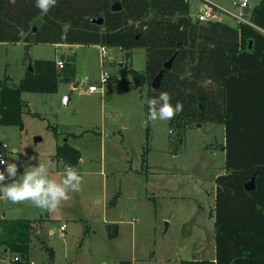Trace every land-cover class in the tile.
Wrapping results in <instances>:
<instances>
[{"label":"rangeland","instance_id":"obj_1","mask_svg":"<svg viewBox=\"0 0 264 264\" xmlns=\"http://www.w3.org/2000/svg\"><path fill=\"white\" fill-rule=\"evenodd\" d=\"M204 1L219 7L214 20L237 26L228 13H238L234 4L239 0H188L192 18L202 12ZM246 2L244 19L248 20L252 8L264 0ZM24 45L0 43V80L16 85L29 60H50L55 65L61 61V67L56 65L61 73L64 63H71L74 78L59 82L54 93H21L27 108L38 116L22 114L21 129L0 125L7 161L17 164V180L26 166L38 163L45 164L50 178L57 181L65 165L83 177L81 190L70 193L71 199L51 214L30 202L13 204L0 194V214L6 219L28 218L42 224L30 235L28 260L33 264H179L209 259L213 221L208 211L214 179L224 173V154L219 150L222 126L148 122L146 86L124 73L126 67L144 70L143 48L126 57L116 46H104L106 55L101 58L100 46ZM102 73L110 79L101 92L89 93V86H99ZM64 143L79 152L76 163L55 156L56 147ZM62 223L66 224L63 235ZM41 241L51 248L52 260ZM13 258L0 247V264H11Z\"/></svg>","mask_w":264,"mask_h":264},{"label":"trees","instance_id":"obj_2","mask_svg":"<svg viewBox=\"0 0 264 264\" xmlns=\"http://www.w3.org/2000/svg\"><path fill=\"white\" fill-rule=\"evenodd\" d=\"M35 3L0 0V43L116 46L126 57L143 48L144 70L126 67L124 73L146 86V117L148 99L163 91L173 105H183L170 124L223 127L224 173L214 179L215 201L208 212L215 259L179 264H264V35L254 28L264 29V3L252 8L250 24L236 27L192 18L188 0H57L47 14ZM114 3L120 10H112ZM98 18L101 24L92 22ZM169 60L158 89H152L151 81ZM31 68L16 85L0 80V125L21 129L22 114L38 116L21 93H54L59 82L74 78L68 62L62 73L50 60L31 61ZM55 156L68 164L79 160V152L66 143L56 147ZM253 176L254 189L246 190ZM36 227H41L39 220L0 218V247L13 255L11 264L29 263L30 235ZM40 243L52 260L51 248Z\"/></svg>","mask_w":264,"mask_h":264},{"label":"clouds","instance_id":"obj_3","mask_svg":"<svg viewBox=\"0 0 264 264\" xmlns=\"http://www.w3.org/2000/svg\"><path fill=\"white\" fill-rule=\"evenodd\" d=\"M9 2L14 5L16 0ZM56 3L57 0H36L35 6L47 14ZM170 101V95L163 91L158 97L148 99V122L170 121L183 111L182 103L178 101L173 105ZM0 167H3L0 171V194L13 204L30 202L50 214L57 212L62 202L71 199L70 193L79 192L83 183V177L70 165H65L59 181L50 178L48 167L42 163L26 166L20 180H17L16 163L0 159Z\"/></svg>","mask_w":264,"mask_h":264},{"label":"built area","instance_id":"obj_4","mask_svg":"<svg viewBox=\"0 0 264 264\" xmlns=\"http://www.w3.org/2000/svg\"><path fill=\"white\" fill-rule=\"evenodd\" d=\"M247 2L246 0H239L238 4H235L234 8L238 10V13H228L231 17H233L234 19L237 20L238 23H248L250 24V22L248 20L244 19V12H246L247 10ZM218 6L211 3V2H205L202 5V12H198L197 15L195 16V19L200 21V22H207L210 20H214V15L216 10H218ZM254 28L259 31L260 33H262L264 35V29H260L258 27ZM99 54L101 58H104L106 55V51L104 49V47H99ZM57 66H62V62L61 61H57L56 62ZM110 79V76L107 75L106 73H102L100 76V81H99V86H89L88 87V92L89 93H93V92H101L102 91V85L105 84L108 80ZM7 149V145L6 143L2 142V137L0 136V159L6 160V155H5V150ZM0 171H3V167H0ZM64 225L61 226V231L64 230ZM11 263V260H10ZM28 264H33L31 261H29Z\"/></svg>","mask_w":264,"mask_h":264},{"label":"water","instance_id":"obj_5","mask_svg":"<svg viewBox=\"0 0 264 264\" xmlns=\"http://www.w3.org/2000/svg\"><path fill=\"white\" fill-rule=\"evenodd\" d=\"M111 8H112L113 11L120 10V6L117 3H114ZM92 22L96 23V24H101L102 23V19L101 18L93 19ZM170 63H171V60H169L166 63H164L163 64V69L153 78V80L151 81V85H150L152 89H158L160 79H161V77L163 75V71H164V69H169ZM31 70H32L31 61L29 60L28 71H31ZM244 188L246 190H253L254 189V176L251 177V179L249 180V182L247 184H245Z\"/></svg>","mask_w":264,"mask_h":264},{"label":"crops","instance_id":"obj_6","mask_svg":"<svg viewBox=\"0 0 264 264\" xmlns=\"http://www.w3.org/2000/svg\"><path fill=\"white\" fill-rule=\"evenodd\" d=\"M248 4V3H247ZM234 6H235V4H234ZM247 9H248V6H247ZM21 44H23V43H21ZM24 45V44H23ZM25 46V45H24ZM52 46H54V47H57V48H60V47H68V48H71V47H73V46H77V45H72L71 47L69 46V45H66V44H58V45H52ZM31 47V46H30ZM98 47V46H97ZM120 50V49H119ZM120 52H121V54H123V52H122V50H120ZM73 84H74V86H75V88L78 86V83L74 80V82H73ZM200 125V124H199ZM222 132H223V127H222ZM223 142H224V137H223V141H222V143L220 144V146H219V150L224 154V152L221 150V146L223 145ZM213 199V204H212V207L211 208H209V211L210 210H212V208H213V206H214V201H215V189H214V197L212 198ZM208 211V212H209ZM0 218H5L6 219V216H5V214H0ZM15 219H28V218H15ZM29 220H31V219H29ZM35 220V219H34ZM44 223V222H43ZM62 225H64L65 227H64V230H62L61 232H60V234H62L63 235V232L65 231V229H66V224L65 223H62L61 224V226ZM41 226H42V224H41ZM210 255H211V257L208 259V260H210V261H214V259H215V249H214V229H213V245H212V248H211V252H210Z\"/></svg>","mask_w":264,"mask_h":264}]
</instances>
